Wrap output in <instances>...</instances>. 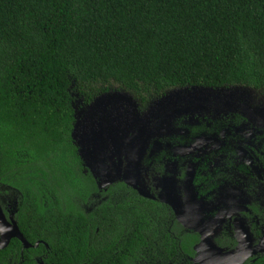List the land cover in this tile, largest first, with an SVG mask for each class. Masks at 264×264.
Listing matches in <instances>:
<instances>
[{
	"label": "trees",
	"instance_id": "obj_1",
	"mask_svg": "<svg viewBox=\"0 0 264 264\" xmlns=\"http://www.w3.org/2000/svg\"><path fill=\"white\" fill-rule=\"evenodd\" d=\"M111 84L264 89V0H0V191L21 230L62 264H192L169 205L83 164L75 96Z\"/></svg>",
	"mask_w": 264,
	"mask_h": 264
},
{
	"label": "flooded vegetation",
	"instance_id": "obj_2",
	"mask_svg": "<svg viewBox=\"0 0 264 264\" xmlns=\"http://www.w3.org/2000/svg\"><path fill=\"white\" fill-rule=\"evenodd\" d=\"M180 130L164 138L163 146L141 161L146 172L143 189L152 195L145 198L169 205L181 228L197 234L192 264H231L239 253H250L242 264H264V128L231 114L189 122ZM167 165L174 169L180 194L190 172L189 190L199 203L195 226L181 222L174 207L160 197L158 178ZM19 213L20 202L2 189L0 264H62L48 242L28 239L20 228ZM16 230L28 247L15 235ZM201 253L216 259L200 260Z\"/></svg>",
	"mask_w": 264,
	"mask_h": 264
},
{
	"label": "rangeland",
	"instance_id": "obj_3",
	"mask_svg": "<svg viewBox=\"0 0 264 264\" xmlns=\"http://www.w3.org/2000/svg\"><path fill=\"white\" fill-rule=\"evenodd\" d=\"M74 110V142L97 185L102 188L122 179L143 188L146 172L141 160L160 149L164 138L180 134V128L189 122L239 114L253 126L264 128V89L245 85L171 87L141 101L133 92L111 84L88 103L75 96ZM189 181L187 171L180 194L174 169L168 165L158 178L160 197L174 207L181 222L195 226L199 203L189 190ZM207 257L208 262L216 259L209 253L199 255L200 260Z\"/></svg>",
	"mask_w": 264,
	"mask_h": 264
},
{
	"label": "water",
	"instance_id": "obj_4",
	"mask_svg": "<svg viewBox=\"0 0 264 264\" xmlns=\"http://www.w3.org/2000/svg\"><path fill=\"white\" fill-rule=\"evenodd\" d=\"M73 131H74V128H73ZM72 137H73V132H72ZM74 139V138H73ZM76 144V143H75ZM77 146V145H76ZM78 147V146H77ZM78 152H79V148H78ZM79 155H80V152H79ZM80 157H81V155H80ZM82 158V157H81ZM84 164V163H83ZM84 166H86L85 164H84ZM88 168V167H87ZM89 169V168H88ZM91 172V171H90ZM92 173V172H91ZM93 175V174H92ZM94 177V176H93ZM95 178V177H94ZM96 180V179H95ZM119 180H121V181H124L126 184H128V185H130V186H132L133 188H135V189H137L138 190V192L142 195V196H144V197H152V195L150 194V193H148V191H146L145 189H143V188H141V187H139L138 185H136L135 183H133V182H130V181H126V180H122V179H119ZM116 181V180H115ZM113 182V181H112ZM97 183V182H96ZM111 183V182H110ZM110 183H108V184H110ZM108 184H106L105 186H103L102 188H105ZM99 187V186H98ZM100 188V187H99ZM102 188H100V189H102ZM17 231V233L15 234L16 236H18V237H20L21 238V240L23 241V243H24V246H26V247H28L29 246V244L27 243V242H25V240L23 239V237H22V234L21 233H19L18 232V230H16ZM262 250V249H261ZM250 255V253H248V254H244V253H239L238 255H237V257L234 259V261L231 263V264H242L243 262H244V260L248 257ZM194 260H196V258H194Z\"/></svg>",
	"mask_w": 264,
	"mask_h": 264
}]
</instances>
